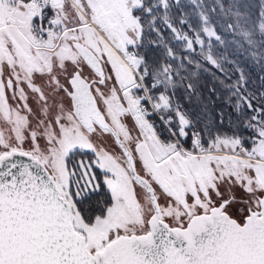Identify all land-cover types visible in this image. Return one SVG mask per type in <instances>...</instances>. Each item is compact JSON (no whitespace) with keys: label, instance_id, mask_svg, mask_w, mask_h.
Here are the masks:
<instances>
[{"label":"snow or ice","instance_id":"6c2138e0","mask_svg":"<svg viewBox=\"0 0 264 264\" xmlns=\"http://www.w3.org/2000/svg\"><path fill=\"white\" fill-rule=\"evenodd\" d=\"M179 5L0 0V264H264V28Z\"/></svg>","mask_w":264,"mask_h":264},{"label":"trees","instance_id":"16d2710c","mask_svg":"<svg viewBox=\"0 0 264 264\" xmlns=\"http://www.w3.org/2000/svg\"><path fill=\"white\" fill-rule=\"evenodd\" d=\"M257 8L264 10L262 0H180L178 8L172 7V14L177 19L182 14L183 18L189 20L197 30L203 25L199 23L196 17L198 15L208 17L212 23L208 24L207 27L211 30L215 25L216 30L221 33L225 41L227 51L231 53L237 47L231 43L233 40L243 42L246 39H253L256 44L262 42L259 30L264 28V20H260L259 27H257V18L255 17ZM250 14H252V18H249ZM229 25L232 26L235 34L229 32ZM244 46L241 43V48ZM261 51L264 52V48H261ZM261 68H264V64L256 66V72H259ZM245 71H248L247 68ZM248 75L253 79L255 78V73H248ZM203 82L202 77L201 83Z\"/></svg>","mask_w":264,"mask_h":264}]
</instances>
